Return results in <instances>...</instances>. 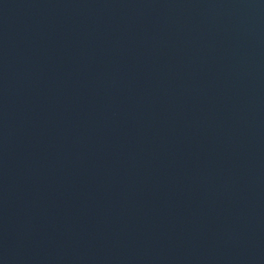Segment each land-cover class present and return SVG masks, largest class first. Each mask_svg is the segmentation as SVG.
<instances>
[{
    "label": "water",
    "instance_id": "1",
    "mask_svg": "<svg viewBox=\"0 0 264 264\" xmlns=\"http://www.w3.org/2000/svg\"><path fill=\"white\" fill-rule=\"evenodd\" d=\"M0 264H264V0H0Z\"/></svg>",
    "mask_w": 264,
    "mask_h": 264
}]
</instances>
